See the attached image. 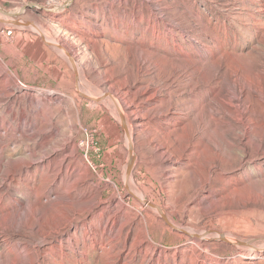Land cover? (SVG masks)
Wrapping results in <instances>:
<instances>
[{
  "label": "rangeland",
  "instance_id": "obj_1",
  "mask_svg": "<svg viewBox=\"0 0 264 264\" xmlns=\"http://www.w3.org/2000/svg\"><path fill=\"white\" fill-rule=\"evenodd\" d=\"M146 89L123 98L152 112L131 173L167 221L128 193L117 112L89 98ZM204 230L264 247V0H0V264H264L220 235L195 247Z\"/></svg>",
  "mask_w": 264,
  "mask_h": 264
},
{
  "label": "bare ground",
  "instance_id": "obj_2",
  "mask_svg": "<svg viewBox=\"0 0 264 264\" xmlns=\"http://www.w3.org/2000/svg\"><path fill=\"white\" fill-rule=\"evenodd\" d=\"M68 4H69V1H67V5ZM67 5H65L63 7L65 8ZM62 8H60V9H62ZM4 23H6V22H4ZM38 34L41 35V36H43L39 31H38ZM69 54H71V53H69ZM73 58L72 57L69 58L70 59L69 63L71 64V67L73 68V72L75 74V78H76V88L80 91L81 90V87L82 86L84 87V85H82V82H81L84 77L82 75H80V72H79V69H78V66H77L78 65L77 63L78 62L75 61V59H73ZM84 80H86V79L84 78ZM122 87L125 89L126 85L123 84ZM86 88H87V86H86ZM84 92H81L80 94L82 96H85V95L82 94ZM149 93L150 92L147 89L146 90L139 91L136 94H132L131 91L115 93L112 90H110L107 93H103L102 92V93H99L98 95H93L91 97L89 96V98H90L91 101H93V102H100L104 106H108L109 109L115 110L117 112L116 114H117V118H118V120L120 121V124H121V128H122L121 130H122V135H123V138H124V142H125L126 147L128 148V152H129V156H130L129 164H128L127 167L124 168L123 179H122L123 185L126 187L128 193L132 197L135 198V200L138 202V204L140 206L144 207L145 209L147 208L148 210L150 209L154 213H157V214H160L161 213L162 216L165 218L166 217L165 211L164 210L162 211L161 209H159V207L156 206L151 201L146 200L143 197V193L140 190V188L135 185V180H134L133 173L128 174V169L129 168L130 169H133L135 163L137 162V153H136V150H135V135H137L140 132V128H144L146 126L145 125V118L149 119V117H152V112L149 111L143 117L142 116L143 113H144L143 110L134 107V105L131 103V101H130V103L133 106L132 105L128 106V103L129 102L128 103L126 101L124 102L123 101V98L126 99V97H130L131 96L134 99H136L139 95H141V96H143V97L146 98V97L149 96ZM157 98H158V92H155L154 94L150 95L147 98V100L148 101H153V100H155ZM239 100L241 101V99H239ZM230 104H232V101H230ZM219 112H220V109L214 108L213 105H210V114L209 115H210L211 121H217L215 115L218 114ZM242 118H243L242 114H241V116L238 115V114L235 116V119L237 121H239V122H242ZM196 120L197 121L202 120L201 114H197L196 115ZM213 133L214 134L215 133L217 134L218 132L217 131H214ZM221 135H222V138H223L224 137V134H221ZM211 145H212L211 148H208L210 154H212L213 156H217L218 155V152L220 150L219 143L216 142L215 140H212L211 141ZM155 149L158 152V157H159L160 160H164V159L179 160V159H181V158H176L174 155H171L168 151H166V152L162 151L161 152L160 151V148L158 146ZM66 150L67 149H64V151L61 153L60 157H57L56 158V161L51 163V167L53 168L52 170H54V172H64L65 175L70 174V176H71L74 173L72 171L75 170V166H76L75 165L76 164V157H75L76 154H74L75 152L73 150L71 153H69L67 155L66 154ZM130 165H131V167H129ZM24 168H26V167L21 165V166H19V169L17 171H22V170H24ZM171 169H172V167L170 166V167H168L166 169V171L169 172ZM71 172H72V174H71ZM82 180H83V176L81 174H75V180L71 184L70 190L72 188L77 187V185L79 183H81ZM116 203H117L118 206H122L124 208L126 207L124 205V203H123V199L122 198L120 199L118 197ZM109 209L111 210V207H109ZM110 210H108V211H110ZM103 214H105V213H103ZM116 226H117V222L114 221L112 223V226L110 227V230L108 229V227L103 228V232L101 234L102 237H103V235L105 236L107 233L109 234L108 235L109 237L108 238H105V239H109V241H110L109 242L110 244L108 243L107 245H111L112 242H113L112 241V238L114 236L113 233H114V229H115ZM185 232H186V230H185ZM187 233H188L187 235L193 241V244L195 245V247H202L203 241L211 240V239H218V237L220 235V233H218V232H215V231H209V232H207L205 230L204 231H201V232H196L195 231L194 233L193 232H190V233L187 232ZM136 237H137V240L134 241L135 242L134 243L135 245H137L139 247H142L144 245L147 246V244H150L151 245V243L149 241H147V240L145 241V235H144V233L142 231H140V233ZM229 242H232V241H229ZM235 245H243V247H241V249H243V250H249L248 252L251 253V256L250 257H252V256L253 257H259L262 254H264V247H262V248L261 247H257V246H255V245H253L251 243L250 244H247V245H244V244H235ZM157 250H158L157 247L151 245L150 249L145 253L146 254L145 255L146 258H150V257L151 258H154L155 255H156V253H157ZM160 253H162V252H160Z\"/></svg>",
  "mask_w": 264,
  "mask_h": 264
},
{
  "label": "water",
  "instance_id": "obj_3",
  "mask_svg": "<svg viewBox=\"0 0 264 264\" xmlns=\"http://www.w3.org/2000/svg\"><path fill=\"white\" fill-rule=\"evenodd\" d=\"M129 167H131V165H130ZM130 173H131V169L129 168V169H128V174H130ZM165 220L167 221L166 217H165ZM220 238H221L224 242H226V243H228V244H231V245L241 244V243H232V242H229L228 240H226V238H225V236H224L223 234H220Z\"/></svg>",
  "mask_w": 264,
  "mask_h": 264
},
{
  "label": "built area",
  "instance_id": "obj_4",
  "mask_svg": "<svg viewBox=\"0 0 264 264\" xmlns=\"http://www.w3.org/2000/svg\"><path fill=\"white\" fill-rule=\"evenodd\" d=\"M3 33H5V32H3ZM11 34H12V33L8 32V33H7V36H10Z\"/></svg>",
  "mask_w": 264,
  "mask_h": 264
}]
</instances>
